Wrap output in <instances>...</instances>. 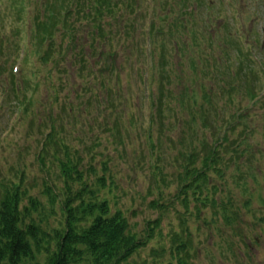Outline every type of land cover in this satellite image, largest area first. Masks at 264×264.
Wrapping results in <instances>:
<instances>
[{
  "label": "rangeland",
  "instance_id": "obj_1",
  "mask_svg": "<svg viewBox=\"0 0 264 264\" xmlns=\"http://www.w3.org/2000/svg\"><path fill=\"white\" fill-rule=\"evenodd\" d=\"M188 1V7H195L194 19H188L189 27H192V34L196 35L201 51L205 50L210 55L207 75L196 76L191 69V59L188 60L190 54L186 53V48L182 47L179 52L185 59L180 62L175 55L174 39H171L170 34L168 37L162 36L158 45L161 41L165 42L163 45L168 59L166 66H174L178 71L177 66L184 65L187 76L184 74V81L172 86L177 98L172 105L175 111L170 113L164 107L165 115L158 117L159 122L155 120L150 126L154 106L148 98L152 92L147 86H153L156 79H160L158 68L162 60L159 61V56H156L152 64V56L148 54L149 38L145 39L142 41L145 56L142 62L137 66L132 63L124 65L120 94L112 96L118 106L106 112L97 111V103L92 100L83 116L77 115V122L67 126L70 131L67 144L71 151H79L82 165H92L99 176L104 173L103 163L108 165L107 176L118 186L113 193L114 201L129 219L132 232H136L143 240L147 239L146 245L128 260L129 264H180L183 259L188 264H264V77L259 74L260 80L255 87L252 76L244 83L242 75L237 71L235 52L232 51V45L226 42V35L234 32L229 10L230 0ZM136 3L134 14L128 17V10L124 13V18L126 23L130 19L137 21V18H144L142 31L146 36L150 28L161 23L159 15L165 14L167 23H172L179 17H187L184 13L187 7H184L181 0H137ZM24 7L26 10L23 16L29 18L35 8L31 2L25 3ZM17 12L12 0H0V46L2 39L10 37L14 41L9 48L4 49L7 54L4 59L9 62L5 65L7 74H10L15 64L13 61L18 57V52L13 49L18 43L28 41L29 32L18 22ZM81 27L83 30L79 38L84 41V29L88 27L86 24ZM138 30L139 28L131 34L136 39L142 36L137 33ZM211 37L215 39L213 45L209 43ZM62 38L63 31L57 35L59 41ZM182 38V34L175 38L179 45ZM63 41L68 42V38ZM242 43L244 49L245 41ZM155 47L158 49L157 45ZM127 52L125 50V54ZM120 57L119 63L124 61L122 55ZM133 58L134 56L131 61H135ZM223 64L229 67L230 76L223 74ZM34 65V62L22 64L18 71L26 69L30 83L36 80L31 76ZM50 68L51 66H47L40 69L45 76ZM139 69L141 71L138 74L136 71ZM20 74L16 80L19 85L24 76ZM196 78L208 90L211 99L209 104L204 103L200 86L195 83ZM79 82L83 83V80ZM247 86L260 95L255 103L243 95L246 88H249ZM184 87L188 90L187 97H192L195 93L198 99V106H192L193 97L189 100L193 110L204 108L211 117V129H204L205 118H199V111L192 114L179 103V94ZM39 93L42 98L47 94L44 87ZM67 93L65 88L59 96L60 103L67 102L63 100ZM78 100L72 99V102L79 111ZM15 103L11 100L6 106L0 104V199L4 194V184L24 180V188L42 201L47 210V185L54 184V187L62 184L58 154L52 149L41 153L50 125L45 117L39 122L40 117L35 112L33 115H24ZM70 109L69 104L65 107V112L72 113ZM237 112H242L245 120L230 136L233 140L242 135L246 142H242L235 152L239 153L246 147L249 149L243 153L244 160L231 162L229 168L224 170V181L215 175L213 180L222 190L219 202L229 205L231 197L233 207L229 211L242 210L235 216L208 208L200 212L197 218L194 205L189 201L184 203V195L179 193L178 177L183 175L191 153L201 151V143L206 140L210 143L219 141L221 126H226ZM73 122V117L66 116L63 120L64 124ZM113 126L120 131L117 132ZM150 128L154 134L153 144L148 138ZM231 156V152H228L227 158ZM199 161L198 165L201 166ZM236 165L243 173L236 169ZM243 182L246 183L245 187ZM247 202H250L248 207ZM156 220L158 222L154 227L152 224ZM149 230L150 237H147Z\"/></svg>",
  "mask_w": 264,
  "mask_h": 264
},
{
  "label": "trees",
  "instance_id": "obj_2",
  "mask_svg": "<svg viewBox=\"0 0 264 264\" xmlns=\"http://www.w3.org/2000/svg\"><path fill=\"white\" fill-rule=\"evenodd\" d=\"M12 1L18 11V22L29 32L28 41L18 43L13 49L18 52V57L13 62H21L20 68L22 64L34 62L31 76L36 80L30 83L27 70L21 69L19 74L24 76L19 85L16 82L19 74L13 71L15 64L10 74L5 73V65L9 62L4 59L7 55L4 49L9 48L14 41L10 37L2 39L0 94L5 96L6 103L15 101L24 115H33L35 112L40 117L39 122L43 121L44 117L48 120L49 132L45 134L41 153L52 149L58 154L62 184L54 187V184L47 185V210L42 201L24 188V180L4 184V194L0 199V264H129L128 260L146 245L147 239L143 240L136 232H132L129 219L114 201L113 193L118 186L107 176L108 165L103 163L104 173L99 176L92 165H82L83 160L77 149L71 151L67 144L70 137L67 126L77 122V115L83 116L84 110L92 100L97 103V111L106 112L118 106L112 96L114 94L117 97L120 94L124 65H139L142 62L145 57L142 41L148 38V54L152 56V64L156 56H159V61L162 60L158 68L160 79H156L153 86H147L152 92L148 98L154 106L149 125L152 126L151 123L155 120L159 122L158 117L165 115L164 107L170 113L175 111L172 105L177 98L172 86L176 82L182 83L183 75L186 77L187 73L184 65L177 66L178 71L174 66H166L168 59L163 45L165 42L161 41L162 45L158 43L162 36L168 37L170 34L174 44H178L176 37L182 34L188 39L193 30H188L189 23L185 21V17L167 23L168 18L162 14L159 15L161 23L150 28L146 36L142 31L144 18H137V21L130 19L127 23L124 18V13L128 10V17L134 14L137 0H126L125 3L124 0ZM29 2L35 10L29 18H25L24 6ZM184 13L193 18V14L188 11L184 10ZM83 24L88 27L84 29V41L79 38ZM137 28V33L142 36L136 39L131 34L135 33ZM62 31L64 38L59 41L57 35ZM195 36L192 34L187 41L182 38L181 46L177 45V53L182 47L191 50L194 55L188 59H191L192 71L196 76L207 75L210 68L209 58H205L206 55L202 53ZM66 38L68 42L63 41ZM125 50L128 51L127 54ZM122 51L124 53H121ZM119 54L124 58L121 63L118 61L121 58ZM132 56L135 61H131ZM176 57H179L180 62L185 60L178 54ZM47 66L51 68L44 76L41 69ZM140 71L139 69L136 72L139 74ZM79 80H83V83ZM195 83L200 86L204 103L209 104L211 99L208 90L200 85L198 78ZM43 87L47 94L42 98L39 92ZM65 88L68 93L63 100L67 102L60 103L59 96ZM103 92L105 95H102ZM187 92L184 87L183 92L179 94V103L192 114L199 111V118H205L204 129H211V117L204 108L193 110L192 106H198V99L194 93L191 106L189 100L192 97H187ZM76 98L79 99V111L72 102V99ZM69 104L72 113L65 112V107ZM66 116L73 117L75 122L64 124ZM233 117L226 126H221L222 135L219 141L210 143L206 140L201 143V151L191 153L183 175L178 177L179 193L184 195V203L189 201L194 205L197 218L200 212L208 208L235 216L242 210L241 208L236 212L229 211L233 207L231 197L229 205L219 202L222 190L213 180L216 176L224 181V170L229 168L231 162L244 160L243 153L249 149L246 147L239 153L235 152L242 142H246V138L240 135L232 140L230 135L242 121L240 112ZM193 119L197 120L196 117ZM113 129L120 131L115 126ZM148 138L153 144L152 128ZM228 152L232 154L229 159ZM238 167L236 165L239 170ZM239 172L243 173L242 170ZM243 186H246L245 182ZM249 203H246L247 207ZM157 222H153L152 226L155 227ZM150 230L147 237H150ZM180 264H188V261L183 259Z\"/></svg>",
  "mask_w": 264,
  "mask_h": 264
},
{
  "label": "flooded vegetation",
  "instance_id": "obj_3",
  "mask_svg": "<svg viewBox=\"0 0 264 264\" xmlns=\"http://www.w3.org/2000/svg\"><path fill=\"white\" fill-rule=\"evenodd\" d=\"M229 10L238 71H249L256 87L264 77V0H230Z\"/></svg>",
  "mask_w": 264,
  "mask_h": 264
}]
</instances>
